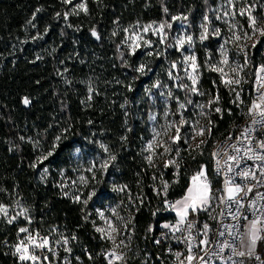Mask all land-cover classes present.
I'll list each match as a JSON object with an SVG mask.
<instances>
[{"label": "trees", "instance_id": "obj_1", "mask_svg": "<svg viewBox=\"0 0 264 264\" xmlns=\"http://www.w3.org/2000/svg\"><path fill=\"white\" fill-rule=\"evenodd\" d=\"M218 1L87 0L88 13L71 15L65 22L63 16H55L57 12L70 10L61 0H0V203L15 200L23 204L29 210L31 232L46 233L55 225L63 231H74L83 244L99 246L101 242L88 220L87 208L64 195L50 176L43 181L39 178L38 171L42 168H47L49 175H56L62 167L66 169L73 147L57 150L42 164L30 167L37 163L38 156L47 153L53 138L68 129L66 144L90 146L100 139L117 157L114 169L118 179L130 190L141 188L146 198L130 214V242L138 248V257L132 259L128 255L126 260L138 264L142 251H154L150 239L157 226L173 217L162 199L151 190L152 169L139 153L138 140L145 132L147 114L153 109L146 88L156 80L167 85V91L171 90L179 102L191 100V104H186L187 109L200 97L208 99L217 95L221 108V113L209 110L211 135L199 151L182 148L176 174L166 168L163 179L168 189L163 200L181 197L190 176L201 165L206 167L213 187L218 186L217 178L210 171L211 139L226 132L231 123L241 120L244 114L229 101L219 77L203 65L206 55H215V41L208 39L199 44L195 40L193 45L201 65L197 88L205 93L203 96L176 86L188 84L180 73V66L173 70L174 80L168 78L171 62L180 56L173 48L161 58L147 57L145 50H139L135 56H126L131 67L120 59V51H126L124 46L117 48L123 39L121 29L135 21L144 25L171 23L172 28L167 30L169 42L178 22L196 38V23L203 16H210V9ZM37 8L42 10L36 12ZM33 13L36 14L34 20ZM173 16H186L187 20L173 21ZM29 20H33L35 27ZM69 23L72 27L67 26ZM92 29L99 39L92 35ZM38 35L42 38L33 39ZM147 37L157 40L151 32ZM256 47L250 52L249 79L257 62ZM142 62L149 64L152 71L135 79L138 73L133 68ZM177 76L180 79H176ZM246 88L249 97V80ZM157 91L152 89L155 98ZM25 97L30 101L28 105L23 103ZM167 102L171 112H175L177 100L168 97ZM190 216L202 218L204 212ZM19 235L16 223L0 224V264H18L9 246L20 239Z\"/></svg>", "mask_w": 264, "mask_h": 264}, {"label": "snow or ice", "instance_id": "obj_2", "mask_svg": "<svg viewBox=\"0 0 264 264\" xmlns=\"http://www.w3.org/2000/svg\"><path fill=\"white\" fill-rule=\"evenodd\" d=\"M61 2L65 5L72 6L68 11H64L63 13L57 12L55 14L56 18L63 16L65 22L68 21L71 15H79L80 12L85 14L88 13L87 0H80L79 3H74V0H61ZM239 2L246 4L247 0H239ZM228 3L232 9L231 15L235 17L237 15L236 0H228ZM259 6L264 7V5ZM252 7L253 5L248 4L247 7L239 8V15L242 17L246 16L248 20V28L251 30V34H249L248 31H243V33L240 34L238 31H234V29L239 28V25H232L229 28L232 35L225 39L219 28H209L208 25L211 24V21L207 15L204 17V23L200 25V28L202 29L198 37L200 42L213 37L224 39V44H222L219 49L222 59L216 64H211V57L209 56L205 60V66L209 67L212 71L220 73L221 77H225L229 74L225 73L224 67L218 65L229 66L230 72L235 74L234 78L223 80V82L229 86H239L242 83V77H240L239 74L245 67H247L248 64L246 49L256 47V43L248 45L246 41L251 40L258 34L260 39L257 42L264 44V26H258V19L259 22L264 25V15L259 18L252 15ZM41 10L42 9L37 8L36 12H40ZM165 12H167V9H165ZM35 15L36 14L33 13V20L35 19ZM223 15L228 16L229 12L225 11ZM220 18V16L216 17V19ZM33 20H29L28 23L32 27H35ZM172 20H187V17L173 16ZM67 26L72 27L70 23L67 24ZM171 28L172 24L167 22H160L159 24L152 22L151 24L146 25H142L137 22L127 28L121 29L124 33V38L121 40L120 44L117 45V48L120 49L121 45H123L126 51H120V59L123 64L131 67V65L128 64L126 56H135L139 50H145L144 54L147 57L161 58L166 56L169 48H175L182 54V59L179 62H171V66L167 72L168 77L172 78L174 75L173 70L183 65L185 76L191 83H180L176 86L184 89L187 93H198L203 96L205 93L198 92V88L196 87L198 77L194 74L201 67V65L198 64L195 53H189V50L193 47L195 39L197 38H194L191 34L182 33L171 37V42H169V33L167 30ZM149 32L156 36L157 40L153 41L151 39H146ZM45 33H47V29H45ZM112 34L113 36L117 35L115 31ZM92 35L99 39V35L95 29H92ZM37 38L42 37L39 35L37 37H33V39ZM228 43H233L239 52L244 53V64L237 63L232 65L230 63L228 53L225 49V45ZM185 45L188 47L185 48ZM133 71L138 73V76L135 77V79H138L139 77L145 76L151 72L152 68L149 64L142 62L136 65L133 68ZM251 75L253 77V92L250 93L252 98L246 113L251 117V124L240 129L239 135L234 136L230 133L226 138L225 143L218 145L217 150L212 153V156L216 161V173L217 175L222 174V186L220 188H214L212 181L208 178L206 167L201 165L200 170L191 176L190 183L181 199L176 200L173 203H169L167 199L164 200V203L169 208L173 209L178 217L174 225L165 224L164 227L170 228L173 233H181L183 236V242L187 245L186 256H184L181 252L175 253L179 264H185V261L187 264H208L207 245L211 243L208 239L209 232L211 231L210 225L205 222L202 229L197 231V236L203 235L204 239L196 242L197 236L193 235V230L197 228V225L195 221L189 220L190 215H196L202 211L209 213L210 219L215 220L217 219V216H212L211 213L216 212L217 209H219L218 222L222 223L225 215L231 217V220L235 222L234 224L225 226V231H228V234L233 236L234 239L232 241L225 240L222 243H217V251L213 253V255L223 260L224 257L221 254L225 249H230L231 254L227 257L225 264H244L243 260L238 262L234 259V257L243 258L246 255L249 258L253 257L257 242L264 241V235H261L264 233V138L261 137V134L264 133V64L254 66ZM176 79L180 78L177 76ZM128 87L131 91V86L129 85ZM162 87H167V85H163L160 80H156L150 88H146V93L151 97L153 95V88L159 90ZM233 91L235 90L233 89ZM91 92L92 89L90 87L89 93ZM161 95L163 96L165 93L161 92ZM240 95V91H235L236 99L232 101L234 104L244 103V101L240 99ZM166 96L177 100L178 109L175 113H169L166 110L164 113L165 117L171 114L173 116H178L179 120L178 122L176 120L168 121L160 127L159 131L153 128L154 136L146 145V151L149 154L145 156V159L150 166L154 164V157L156 155L163 157L173 150L169 145L177 146L175 151L176 156L179 157L180 153L178 145L181 142L188 143L189 140H196L197 137H201L199 143L195 145V148L199 149L201 145L205 144L206 141L203 137L206 133L209 136L211 135L212 125V121L207 116L205 109H211L212 105L218 103L220 99L217 95L214 99H210L207 105H196V107L200 109L199 115L207 119L209 125L207 128L200 126L197 130L199 120L190 122L184 118V113L182 111L186 108V104H191L192 101L188 100L186 103H179V98L175 97L171 90L167 91ZM89 98H91V96H89ZM23 103L28 105L30 101L27 97H25ZM213 110L215 113H221V108L219 107H215ZM149 119L155 120L156 117L150 115ZM89 123H91V121H89ZM185 125L192 128L191 135H182L181 129ZM170 130L173 131L175 135L169 136ZM67 132L68 129H64L60 135L55 136L47 153L38 156L37 163L30 165V167L35 168L37 167V164H42L44 161L48 160L49 157H52L57 150L74 147V144L64 143V141L68 139V136L66 135ZM20 139L24 140L25 138L20 137ZM99 146L104 150V152L108 153L107 159H104L99 164V167H97L95 162L88 167L87 172L91 174L90 177L84 175L79 177L80 184L85 188H89L90 191L87 193V198L82 201L80 200V195H76L74 197L75 202L87 205L94 197L102 195L98 185L103 183V181L97 179V172H107L109 166L116 161L117 157L109 152L106 145L100 144ZM157 149H160L161 151L157 153ZM79 152L80 149L75 148V154H79ZM249 161L253 163L249 164ZM170 166H175L177 169L179 168V164L175 159L167 160L163 164L164 168H168ZM47 172L48 169L44 168L43 174H47ZM61 175H63V172ZM153 178L155 179V177ZM237 180H240L241 183H237ZM76 183V181H72V185L74 187L76 186ZM162 184L166 197L168 184L166 181L162 182ZM61 187H64V185H61ZM126 187V185L117 186L113 184L112 190L123 192ZM64 195H68V193L65 192ZM141 203H143L142 200ZM16 207L19 208L20 211L15 215H10L9 206L0 203V216L6 218L7 222L11 224L18 216L23 215L24 219L31 223V219L28 215L29 210L24 208L19 201L16 202ZM97 211L101 219H105V222L109 226L107 238L115 244V236L113 234L118 235L120 229L115 226L110 218L106 219L103 212L99 210ZM249 211L252 217L251 219H249ZM112 214L113 216H116L117 220H123L122 217L117 215L115 209L112 210ZM242 221L246 223L242 224ZM123 227L126 229L128 225L124 224ZM241 228H243L244 231H240ZM96 231L103 234L105 229L96 228ZM149 231H151V226ZM225 231H217L216 235L224 237ZM20 233L25 234L24 238L19 239L17 243L12 246L14 248L13 255L18 256L20 264H25V262H29V264H46L49 257L45 253L54 254L51 247L50 237L41 236L39 232L33 234L27 227L20 228L18 230V235ZM185 233L186 235H184ZM174 238L177 240L181 239V237ZM245 238H247V243H245ZM71 239L75 240L76 237L73 235ZM237 241L239 242L240 248L246 247L247 251L238 250ZM5 243H7V241H5ZM55 243L57 245H67L69 243V238L66 236L61 237V239L55 241ZM155 243L159 244L160 240H156ZM120 244L123 245L124 241L121 240ZM118 246L119 245H117V247ZM201 246L204 247L202 248ZM37 250H39L40 255L36 254ZM65 250L71 252V248H66ZM169 251H171V249H169ZM195 251H204L205 255L197 256ZM104 255L108 264H114V261L123 262L124 260L123 254L117 253L115 250L104 253ZM181 257H183V259H181ZM89 258L91 259V257ZM255 259L260 261V257L258 255H255ZM261 264H264V261H261Z\"/></svg>", "mask_w": 264, "mask_h": 264}, {"label": "rangeland", "instance_id": "obj_3", "mask_svg": "<svg viewBox=\"0 0 264 264\" xmlns=\"http://www.w3.org/2000/svg\"><path fill=\"white\" fill-rule=\"evenodd\" d=\"M79 2H80V0H74V3H79ZM248 4L253 5V7L251 9L252 15L256 16L257 18L264 15V7L259 6V5H264V0H247L246 4L240 3L239 0H236L237 15L235 17H233L231 15L232 9L228 3V0H220L210 9V14H209L210 16H208V18L211 21V24L208 25L209 28L210 29L219 28L225 39L232 35V33L229 31V28L232 25H239V28L234 29V31H238L240 34H242L243 31H248L249 34H251V30L248 28V20H247L246 16L242 17L239 15V8L240 7H247ZM71 7L72 6L69 5V8H71ZM225 11L229 12L228 16L223 15V13ZM217 16H220L221 18L216 19ZM204 17L205 16H203L195 25V28H196L195 33H196V38H197L195 40H197L199 42V44L203 43V42H200L198 40V37L202 31V29L200 28V25L202 23H204ZM136 23L137 22L135 21L133 23L127 24L123 28H127L130 25H133ZM140 24L144 25L141 22H140ZM177 25H178L177 30L173 36H176V35L182 34V33L189 34L186 31V29L183 28L182 25H180L179 22L177 23ZM258 26H264L259 22V19H258ZM123 38H124V33H123ZM146 38H148V37L146 36ZM211 39H213L215 41L214 42L215 55L213 57H211L210 63L216 64L218 61H220L222 59L220 56L219 49H220V46L222 44H224V39H221L219 37H213ZM259 39H260L259 35L257 34V36L253 37L251 40L246 41V43L248 45H251L253 43L257 44L256 53H255V59L257 62H255L254 66L257 63H263L264 64V44L258 43L257 41ZM187 47L188 46L185 45V48H187ZM173 49L176 50L175 48H173ZM225 49L228 53L229 60H230V63L232 65H235L237 63L238 64H244L245 63L244 53L239 52L233 43L226 44ZM191 52H194L193 47L189 50V53H191ZM250 52H251V48H247L246 53H247V57H248V64H247V67H245L243 69V71L239 74V76L242 77V83L239 86H235V85L229 86L223 82L224 79H231V78L235 77V74H232L230 72L229 66L218 65V66L224 67L225 73L229 74L225 77H221L220 73L213 71L216 74V76L219 77V81L222 84L223 88L227 90L228 96L230 97V99H229L230 102H232L236 99L235 91H240V93H241L240 99L243 100L244 103L243 104H235V105L237 107V111L240 113H243V114H245L248 111V106H250V103H251L250 97L247 96V88H246V86L248 84V80H249L248 72H249V68L251 67V64H252V63H250ZM178 53L180 54V56L177 59V62L181 61V59H182V54L180 52H178ZM189 53H184V54H189ZM195 55H196V53H195ZM208 57H209V54L206 55L203 65H205V60ZM254 66H253V68H254ZM207 68L210 69L209 67H207ZM180 73L187 80L188 84H190L191 82L186 78L185 73L183 71V65L180 66ZM194 74L197 75V77H198L200 74V68ZM173 78L174 77L169 78V79H173ZM198 80H199V78H198ZM196 87H197V85H196ZM166 88L167 87H162L161 89H159L157 91L158 93L156 95V98H155L154 94L150 97L151 105H153V109H152V111L150 110L149 113L147 114V117H148L147 122L144 125L145 132L142 135V137H140V139L138 140L139 153L146 162H147V160L145 159V156H147L149 154L146 151V145H147L148 141L152 140V138L154 136L153 128H155L157 131H159L160 127L162 125H164L165 123H167L168 121L176 120L178 122V120H179L178 116H173L170 114L169 116L165 117V115H164L166 110L169 113H175V112H177V109H178V103H176L175 112H171V110L169 108V104H168V102H166L167 98H168L166 96V93H167ZM233 89L235 91H233ZM161 92L165 93V95L162 96ZM198 92H201V90L198 89ZM242 95H243V97H242ZM214 98L215 97H213V96L208 98V99L204 98V97H200L194 101L193 107H190L189 109L185 108L184 110H182L184 113V118L189 120L190 122L199 120V125H197V130L199 129L200 126H204L207 128L208 127V120L205 119L203 116L199 115L200 109L197 108L196 105H199V104L207 105L208 101L210 99H214ZM179 103H182V102L180 101ZM215 107H219L218 103L214 104L212 106V110ZM209 110H210L209 108L205 109L207 116L210 118ZM150 115L155 116L156 119L155 120L149 119ZM181 133H182V135H191L192 128L189 127L188 125H185L181 129ZM171 135H175V133L170 130L169 136H171ZM207 137H208V135L206 133L205 136L203 137V139L206 141ZM200 139H201V137H197L196 140H189L188 143L181 142V144L178 145V148H179V150H181L182 148L190 149V150L195 149V145L197 143H199ZM100 144H103V143L99 139V140H96L90 146L75 145L71 150L70 157H69L70 158V164L68 167H66V169L62 167L58 170L56 175H54V174L49 175L48 172H47V174H43L44 168H42L41 170L38 171L39 172V178L41 179V181H43V180H46V178L48 176H50V180L53 182V184H56V186L60 187V189L63 190L62 191L63 193L67 192L68 193L67 196H69L71 199H74V197L76 195H80L81 201L86 199L87 193L90 191V189L85 188L80 184L79 177L81 175L90 177L91 174L87 172L88 167L93 162H95L97 167H99V164L104 159H107L108 153L104 152V150L102 148H100V146H99ZM169 146L173 149L169 154H166L163 157L156 155L154 157V164L153 165L150 166L148 164V162L146 164L148 167H150L152 169L151 176H150V178L152 180L151 181L152 182L151 190L153 192H155V194L159 197V200L162 199L163 204L165 205V208L167 210H170L172 213H176L173 209L166 206V204L164 203L165 199L163 200V196L165 194H164L162 182H165V180L163 179V177H164L163 174H164V172H166V168L163 167V164L167 160H170V159L177 160V158H178L176 156V151H175L177 146H175V145H169ZM75 148L80 149L79 154H75ZM156 151H157V153H159L161 150L157 149ZM109 152H111V151L109 150ZM169 168L171 169L170 173L175 175L177 172V167L170 166ZM62 172H63V175H61ZM161 173H162V175H161ZM153 177H155V179ZM97 179L103 181V183L98 185L99 190L102 193V195L94 197L92 200L89 201V203L87 205H84L83 203H81L82 207L87 208L88 220L91 222V225L93 227L92 228L93 231L97 233L98 239H100V241H103L104 244H106L109 247H113L117 253L123 254V256H124L123 261L126 260V257H128V255L132 259L137 258L138 257L137 256L138 255V248H136L135 245H133L130 242V239H132V231H131L132 218H131L130 214H132L133 209L138 204L141 203V200L143 202L146 201L144 194L140 190L141 188L137 187V188H134V190H130L129 187H126V189L123 192L113 191L112 190L113 184H115L117 186L126 185L125 183H123L122 181H120L118 179V176L116 175V170L114 169V162L112 163V165L109 166L107 172H105V173L97 172ZM72 181L77 182L75 187L72 185ZM189 183H190V179H189L188 184H187L184 191H186ZM61 185H64V187H61ZM184 194H185V192H184ZM181 197L175 199L174 201H172V203L175 202L176 200L181 199ZM16 202L17 201L13 200V201H10L9 204L3 203L5 205L9 206L10 215H15L17 212L20 211V209L16 207ZM21 205L23 206V204H21ZM23 207L25 208V206H23ZM113 209H115V212L117 213V215L119 217H122L123 220H117L116 216H113V214H112ZM97 210L103 212L105 218L106 219L110 218L113 221V223L115 224V226L118 229H120L118 235L113 234L115 236V244H113V242L107 238L109 226L105 222V219H101V217L98 215ZM214 213L215 212H212L211 215L214 216ZM28 215H29V212H28ZM199 220L201 223V228L205 222H207L209 225H211V222H212V219H210V215L207 212H204V216L202 218H199ZM13 222L17 224L18 230L22 227H27V228L30 227V223L28 222V220L24 219L23 215L18 216L17 219ZM2 223H6V225L9 224L7 222L6 218L0 216V224H2ZM124 224L128 225V227L126 229L123 227ZM51 227L54 228L55 231H59V230L61 231L62 230V228L58 229L57 227H55V225H52ZM96 228H103V229H105V232L102 234L101 232L96 231ZM29 230H30V228H29ZM23 236H24V234L20 233L19 238L21 239V238H23ZM121 240L124 241L123 245L120 244ZM245 243H247V238H245ZM117 245H119V246L117 247ZM240 250L247 251V248L246 247L240 248ZM119 262H121V261H119Z\"/></svg>", "mask_w": 264, "mask_h": 264}, {"label": "built area", "instance_id": "obj_4", "mask_svg": "<svg viewBox=\"0 0 264 264\" xmlns=\"http://www.w3.org/2000/svg\"><path fill=\"white\" fill-rule=\"evenodd\" d=\"M263 63H257L255 66H259ZM253 72V71H252ZM252 75L249 79V97L251 100L250 93L253 92V86H252ZM247 113V112H246ZM244 114V116L241 118V120L236 121L234 123H231L230 128L224 132L223 134H219V136L214 137L211 139L210 148H209V154H210V171L211 175L218 180V187L220 188L223 183L222 174L217 175L216 173V161L215 158H213L212 153L217 150L218 145L224 144L226 141V138L230 133H232L234 136L239 135L240 129L243 127L251 124V117L247 114ZM261 137L264 138V133L261 134ZM249 164L253 163L251 161L248 162ZM192 176V175H191ZM190 176V177H191ZM209 178V177H208ZM237 183H241L240 180H237ZM184 195V194H183ZM182 195V196H183ZM173 199L172 201H174ZM169 203H172V201L167 200ZM219 209L214 213V216H217V219H212L209 232L208 239L211 241L207 245V252H208V264H225V261H227V257L231 254L230 249H225L224 252L221 254L224 259L221 260L217 256L213 255L215 251H217V243H222L225 240L232 241L234 239L233 236L228 234V231H225V226L234 224L235 222L231 220V217L225 215L223 218L222 223L218 222ZM249 219H251L250 211L248 213ZM178 217L175 213H173V217L167 218L157 226V231L153 234L152 238L150 239L151 246L153 247V252L147 250L142 251L141 258L138 262V264H179V262L176 259L175 253L181 252L184 256L187 255V245L183 242V236L181 233L176 232L173 233L170 228H165V224L174 225L177 221ZM189 220L195 221L197 228L193 230V235L197 236V231L201 228V223L199 218L196 216H189ZM246 223L244 221L241 222ZM217 231H225L224 237H219L216 235ZM240 231H244L243 228L240 229ZM39 232L41 236L44 237H50L51 239V247L53 249L54 254L45 253L48 255L49 259L46 264H108V261L104 255V253H107L109 251L114 250L113 247H109L106 244H104L103 241L99 243V246L97 245H89V244H83L81 243V240L79 236L73 231H55L54 228L49 229L46 233H43L41 231ZM35 231L32 233L35 234ZM75 236L76 239H71L72 236ZM186 235V233L184 234ZM261 235H264L262 233ZM25 236V234H24ZM23 236V238H24ZM68 237L69 243L67 245L60 244L57 245L55 241L60 240L61 237ZM174 237H181V239L177 240ZM204 239L203 235L197 236V241ZM156 240H160V243H155ZM18 239L13 241L9 248H11V251L13 253L14 248L12 247L17 243ZM202 248L204 246H201ZM66 248H71V252L66 251ZM171 249V251H169ZM237 249L240 250L239 242L237 241ZM151 252V253H150ZM37 255H40L39 250L36 252ZM195 254L197 256H204V251H195ZM255 255H258L260 257V261L255 259ZM16 261L18 264H20V261L18 259L17 255H14ZM91 257V259L89 258ZM79 258V259H77ZM183 259V257H181ZM235 260L238 262L240 260H243L244 264H261V261H264V241H258L255 247L254 256L249 258L247 255L243 258L240 257H234ZM25 264H29V262H25ZM114 264H132L130 261H114ZM185 264L187 262L185 261Z\"/></svg>", "mask_w": 264, "mask_h": 264}, {"label": "crops", "instance_id": "obj_5", "mask_svg": "<svg viewBox=\"0 0 264 264\" xmlns=\"http://www.w3.org/2000/svg\"><path fill=\"white\" fill-rule=\"evenodd\" d=\"M176 214V213H175Z\"/></svg>", "mask_w": 264, "mask_h": 264}]
</instances>
